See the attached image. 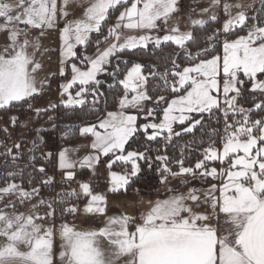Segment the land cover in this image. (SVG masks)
Masks as SVG:
<instances>
[{
    "label": "snow or ice",
    "instance_id": "6c2138e0",
    "mask_svg": "<svg viewBox=\"0 0 264 264\" xmlns=\"http://www.w3.org/2000/svg\"><path fill=\"white\" fill-rule=\"evenodd\" d=\"M75 3L0 0V133L29 127L25 107L95 117L64 126L89 143L53 153L40 137L24 164V141L0 139V264H264V0H208L186 19L182 0ZM54 79L58 101L37 107ZM141 180L163 191L109 214L108 193Z\"/></svg>",
    "mask_w": 264,
    "mask_h": 264
},
{
    "label": "rangeland",
    "instance_id": "374dc122",
    "mask_svg": "<svg viewBox=\"0 0 264 264\" xmlns=\"http://www.w3.org/2000/svg\"><path fill=\"white\" fill-rule=\"evenodd\" d=\"M245 3H251L252 0H244ZM194 6L195 11L192 10V7ZM182 6H183V13L182 16L186 19L189 15H191L193 18H197V14L199 13L200 9L207 7L208 6V0H182ZM256 7H259V0H256ZM75 12L76 16H79L81 14V7H80V0H76V3L72 5V8L70 9ZM62 26V24H61ZM43 44L47 47H56L58 45V39H57V34L53 31L51 32L46 39L43 40ZM103 47V46H102ZM89 54L93 52V49L91 48L89 51ZM56 53L52 52L51 53V61H48L45 59V65H46V70H51L55 71L56 70ZM59 81L58 79L52 80L51 83V88L40 98L37 99V107H46L49 102H57L59 97H58V92H57V84ZM32 111H29L27 108L26 110H23L22 114L16 113L17 115H20V121H30L29 127L27 129L23 127H15L12 128L11 126L9 127V134L5 135L3 133H0V139L6 140L7 146H11V144L14 141H19L23 140L24 145L22 152L24 155L27 157L31 155V153L28 152V149L31 148L32 140H37V143L40 142V137L43 138L44 143L40 144V149L43 151H51L53 153L58 152L59 146L62 144H69L70 141H72V137H68L67 139L64 138V131L65 128L60 125L61 122L58 121L57 118H53V121H47L46 119H38L40 117H36L35 113ZM42 114V113H41ZM53 116V114L51 115ZM55 116V115H54ZM55 122L56 127L53 128L52 124ZM7 123L6 118L5 119H0V127H3ZM40 128L42 131L37 134L35 132V129ZM4 148L0 147V152H3ZM37 159L40 157V150H38L36 153ZM27 160V158H26ZM39 160V159H38ZM54 160V159H53ZM50 164H47V167L52 166V171H49V174H54L55 175V161H53ZM1 162H4V158L0 157V165ZM45 162V161H44ZM43 162V163H44ZM46 163V162H45ZM219 167V165H217ZM28 171H32V169H28ZM56 180L59 181L57 175H55ZM98 184L102 185V182H98ZM163 191V186L158 185L155 190L152 191L151 194H144L139 190V192H135L134 194L127 195L124 197L125 199H130V200H136V199H141V197H149L152 198L154 196L157 197V191ZM47 195V193H45ZM128 202V201H127ZM128 205H131V203H127ZM23 210V209H22Z\"/></svg>",
    "mask_w": 264,
    "mask_h": 264
},
{
    "label": "crops",
    "instance_id": "0c3cea01",
    "mask_svg": "<svg viewBox=\"0 0 264 264\" xmlns=\"http://www.w3.org/2000/svg\"><path fill=\"white\" fill-rule=\"evenodd\" d=\"M35 103L37 104V100L35 101ZM87 143H89L88 140H85L84 138L79 137L78 135V138L75 142L69 143V144H63L62 146L59 147L58 151L60 150L61 147H68V146L76 147L80 145H85ZM53 161H55V164H54L55 166L56 160L54 159ZM39 164L37 166H39ZM49 171H52V168L51 170H48V172ZM97 171H98V175L95 177H92L93 184L97 191L105 192L108 187L106 168L103 165H100ZM55 175H57L58 179L60 180L62 179V173L59 170H57L56 167H55ZM89 177H90V173L87 170H81L77 176V179L83 180ZM98 182H102V185L98 184ZM71 187H76L75 182L71 184ZM126 196L127 195L122 194L121 192L116 193V194L108 193V201H109L108 213L109 214H119L121 212H128V213L138 215L139 211H143L147 208V204H140L139 208H137L136 202L140 201L141 199H143L144 201H148V200H153L156 198V196H154L153 199L145 196V197H141V199H136V200H130V199L124 200V197ZM127 201L131 203V205H128ZM77 223L79 224V221H77ZM90 224H91V221L88 222V225ZM88 225H84V226L87 227Z\"/></svg>",
    "mask_w": 264,
    "mask_h": 264
},
{
    "label": "trees",
    "instance_id": "16d2710c",
    "mask_svg": "<svg viewBox=\"0 0 264 264\" xmlns=\"http://www.w3.org/2000/svg\"><path fill=\"white\" fill-rule=\"evenodd\" d=\"M90 49L91 48H89L88 51ZM121 67L122 68L124 67L123 64H121ZM35 105H36V103H35ZM23 110H26V107ZM23 110H22V112H23ZM17 113L22 114L21 112H17ZM52 114H53V116H52L53 118L55 117L58 119L59 122H61L60 125H62V127H64L66 124H77L78 125L80 123V119H78V116L83 118V119H86V120H94L95 119V117H93L91 115L84 116L83 113H74L72 110H66L63 108L62 105L59 106L57 110L49 111L47 114L42 113L39 116L40 118H38V119H46L47 121H49L48 116H51ZM3 115H4L3 113H0V116H3ZM77 138H78V133L76 134V136L72 137V141H70V143L75 142L77 140ZM62 145H60V146H62ZM198 155H199L198 152L194 151L191 155V160L194 162L195 159L198 158ZM26 158H27V156L24 155V158L21 161H19V163L24 164L27 161ZM39 163H43V161L38 160V164ZM2 164H3V162H1V165ZM47 168H48V170H51V166H49ZM158 185H159V183H155L153 181V186H148V185H145L143 180H141V181L136 182L132 186H130L126 193H124V192H121V193L125 194V195H131V194L135 195L136 189L138 188L144 194H151L152 191L155 190Z\"/></svg>",
    "mask_w": 264,
    "mask_h": 264
},
{
    "label": "built area",
    "instance_id": "2783aa9c",
    "mask_svg": "<svg viewBox=\"0 0 264 264\" xmlns=\"http://www.w3.org/2000/svg\"><path fill=\"white\" fill-rule=\"evenodd\" d=\"M38 159L40 160V157H38ZM41 161H43V160H41ZM44 162V161H43Z\"/></svg>",
    "mask_w": 264,
    "mask_h": 264
}]
</instances>
